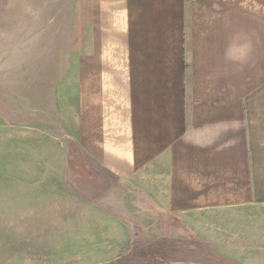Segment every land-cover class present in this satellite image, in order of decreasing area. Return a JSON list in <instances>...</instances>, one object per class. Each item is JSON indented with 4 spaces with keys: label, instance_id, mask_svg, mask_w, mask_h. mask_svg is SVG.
Listing matches in <instances>:
<instances>
[{
    "label": "crops",
    "instance_id": "0c3cea01",
    "mask_svg": "<svg viewBox=\"0 0 264 264\" xmlns=\"http://www.w3.org/2000/svg\"><path fill=\"white\" fill-rule=\"evenodd\" d=\"M77 10L82 152L139 176L179 222L264 207V0H77ZM238 222L261 226L221 255L264 264V216Z\"/></svg>",
    "mask_w": 264,
    "mask_h": 264
},
{
    "label": "rangeland",
    "instance_id": "374dc122",
    "mask_svg": "<svg viewBox=\"0 0 264 264\" xmlns=\"http://www.w3.org/2000/svg\"><path fill=\"white\" fill-rule=\"evenodd\" d=\"M77 11V0H0V264H237L221 250L253 242L261 224L238 221L264 207L179 222L139 176L80 149Z\"/></svg>",
    "mask_w": 264,
    "mask_h": 264
}]
</instances>
